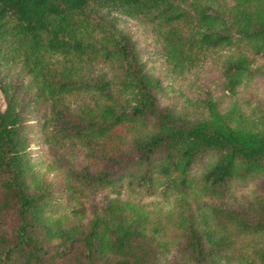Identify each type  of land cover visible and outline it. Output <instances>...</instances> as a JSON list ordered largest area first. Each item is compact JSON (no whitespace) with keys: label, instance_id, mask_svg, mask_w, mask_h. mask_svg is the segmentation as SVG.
Wrapping results in <instances>:
<instances>
[{"label":"trees","instance_id":"trees-1","mask_svg":"<svg viewBox=\"0 0 264 264\" xmlns=\"http://www.w3.org/2000/svg\"><path fill=\"white\" fill-rule=\"evenodd\" d=\"M184 3L186 7L172 0H0V64H18L37 95L50 102L43 123L48 142L60 149L77 145L85 151L86 164L67 174L71 200L122 178L112 177L105 168L91 172L89 166L97 157L110 166L126 135L139 123L149 127L142 134L135 129L138 162L146 164L156 151L162 153L153 172L139 179L151 189L185 196L194 187L214 196L228 181H243L264 169V122L260 130L246 128L238 120L234 124L230 113H220L211 98L203 101L205 116L193 122L159 108L158 80L146 71L129 35L112 21L111 13H119L155 28L163 58L174 71L226 50L223 75L226 89L233 92L253 62L246 47L258 54L264 49V0ZM0 92L5 99L0 110V180L3 189L17 197L21 218L17 235L25 242L28 215L40 220L45 202L42 195L28 194L24 185L28 157L20 134V100L1 81ZM209 158L213 160L196 182L190 171ZM101 223L93 221L84 235L87 254L107 251L126 257L131 252L129 230L114 225V236L105 242L107 219ZM188 223V246L200 256L201 235ZM70 236L67 233L66 238ZM252 252L254 258L247 264H264V245Z\"/></svg>","mask_w":264,"mask_h":264},{"label":"rangeland","instance_id":"rangeland-1","mask_svg":"<svg viewBox=\"0 0 264 264\" xmlns=\"http://www.w3.org/2000/svg\"><path fill=\"white\" fill-rule=\"evenodd\" d=\"M172 1L183 2L186 7L184 2L192 0ZM111 14L114 27L129 35L146 71L158 80L155 99L159 108L193 122L205 116L203 101L211 98L220 113H230L232 123L238 120L246 128L262 129L264 49L258 54L246 47L244 52L253 62L248 74L229 92L222 68L226 50L206 55L194 67L174 71L163 58L155 28L139 19ZM0 81L20 100V134L28 157L25 189L28 194L42 195L45 202L41 221L28 215L29 232L22 242L17 235L21 223L17 197L8 194L0 180V264H120L117 259L123 258L125 264H247L254 258L253 247L264 245V169L243 181H228L214 196L203 195L194 187L185 196L164 193L158 187L151 189L139 179L143 173L153 172L162 153L156 151L146 164L138 162L133 139L149 127L139 123L126 135L121 152L110 166L101 164L99 157L89 166L91 172L105 168L112 177L121 174L122 178L112 186L71 200L67 174L86 164L85 151L77 145L60 149L48 142L43 123L50 102L37 95L18 64L1 62ZM76 104L74 100L72 105ZM4 106L0 92V110ZM212 160L190 171L196 182ZM129 173L131 177L125 176ZM104 217L108 225L105 242L114 236V225L129 230L131 252L126 257L107 251L87 254L84 235L93 221L102 224ZM188 222L201 235L200 256L188 246ZM67 233L70 238H66Z\"/></svg>","mask_w":264,"mask_h":264}]
</instances>
